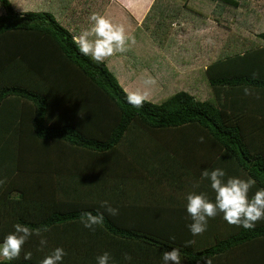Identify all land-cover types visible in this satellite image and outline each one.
<instances>
[{"label":"trees","instance_id":"1","mask_svg":"<svg viewBox=\"0 0 264 264\" xmlns=\"http://www.w3.org/2000/svg\"><path fill=\"white\" fill-rule=\"evenodd\" d=\"M0 6V244L17 223L49 229L42 251L33 235L0 264H41L58 247L67 253L60 264H97L105 252L109 264H164L172 249L181 264H264V220L248 230L220 213L193 236L186 211L191 192L214 200L205 170L255 179L250 197L264 189V32L206 66V100L177 91L134 108L106 64L82 55L50 13ZM104 201L119 214L85 228L81 214L103 212Z\"/></svg>","mask_w":264,"mask_h":264},{"label":"clouds","instance_id":"2","mask_svg":"<svg viewBox=\"0 0 264 264\" xmlns=\"http://www.w3.org/2000/svg\"><path fill=\"white\" fill-rule=\"evenodd\" d=\"M90 27L83 30L78 36L73 38L77 45L78 51L89 57L97 64L104 63L110 57L117 53H126L131 45L136 43L135 37L127 34L123 24L113 23L107 17L98 13H92L89 17ZM253 80L260 78L259 72L251 74ZM155 80L151 77L143 81L145 86L155 84ZM245 95H251L248 88L244 89ZM150 91L129 92L126 96L127 103L134 108H143L144 103L149 100ZM259 99V97H257ZM199 142H204V137L199 138ZM226 173L223 169L217 168L212 171L205 170L201 173V179L207 180L210 187L215 193L214 200H210L206 193L191 192L186 197V211L191 218L192 223L188 225L193 236L202 235L208 225L209 218H215L218 214H223V219L230 225L242 226L245 229H254L257 222L264 220V189L258 190L253 196H249L250 190L255 186V179L247 180L237 177H229L225 181ZM5 180H0V185ZM199 182L193 185L198 187ZM103 212L97 211L84 212L81 214L80 220L87 229L95 231L96 226L103 224L105 213L109 216L119 214L117 208H113L107 201L101 202ZM49 231L45 226L43 228L32 229L29 226L17 223L14 225V232L8 234L0 244V258L5 261H12L19 258L23 246L33 236L40 237L41 248L47 245V239L43 233ZM174 239V237L172 238ZM194 240L185 242V247L194 244ZM31 252L25 254V259L31 258ZM67 253L63 248L54 249L47 255L41 264H60L63 257ZM111 256L108 252L97 257V264H109ZM132 257L125 254L124 260L131 261ZM205 264H212L210 258H202ZM164 264H181V253L179 249H172L163 253Z\"/></svg>","mask_w":264,"mask_h":264},{"label":"crops","instance_id":"3","mask_svg":"<svg viewBox=\"0 0 264 264\" xmlns=\"http://www.w3.org/2000/svg\"><path fill=\"white\" fill-rule=\"evenodd\" d=\"M11 4L13 10L17 14H23L26 12H45L44 10L56 9L58 18L55 20L64 28H66L72 35L73 38L78 36L83 30L89 28L90 21L89 17L92 13H98L110 19L113 23L123 24L127 34L133 35L136 31L138 34L144 37L149 36V40L153 46L154 54L160 57L166 58V63L163 65H157L153 68L143 67L141 72L147 75V78L151 77L154 79L155 88L163 89L162 83L165 80L160 76L159 73L169 72L168 70H173L176 81L182 76H185V56H192V58L197 56L205 55V40L202 39L200 42L197 41L200 36L206 35L210 31L214 36H218L219 32L215 28L219 24L214 21H210L208 17L215 14V8L217 7V1H212V7L214 8V13L211 15H199L200 19L206 18L205 22H201L200 28L193 27L194 24L190 23V20L185 18V8L189 12L190 6L185 7V2L183 0H8ZM180 6V12L174 11L175 8ZM192 7V6H191ZM48 13V12H47ZM51 14V13H50ZM52 15V14H51ZM53 16V15H52ZM176 16V17H175ZM54 17V16H53ZM55 18V17H54ZM60 19V21H59ZM215 19V18H214ZM233 21V19H232ZM169 22V27L166 24ZM207 22H211L208 23ZM193 25V26H192ZM163 28V29H162ZM186 29V31H185ZM188 29H191L188 31ZM264 32V30L262 31ZM157 33V38L154 34ZM193 33V35H191ZM261 33V32H260ZM188 36L186 37V35ZM188 37H191L192 40ZM136 43L131 45L132 48L136 47V51L140 52L142 48L145 50L148 46H144V41L142 39H135ZM174 40L178 41L175 45L176 49L180 51L179 56L174 54L175 46L173 44ZM173 41V42H172ZM197 41V42H196ZM202 45V47H201ZM201 50V51H200ZM200 51V52H199ZM125 54V53H124ZM201 54V55H200ZM172 56L184 57L180 60L178 66L167 65V58ZM109 60V61H108ZM104 63L107 68L111 70H116V72L124 73V77L120 83H123L124 91L127 93L131 91L130 85L133 80L138 78L135 75L133 78H128L132 74V70L124 68L123 64L120 62L119 53L110 57ZM108 61V62H107ZM117 68H114V67ZM207 65L203 66V70ZM194 68V67H192ZM196 68V67H195ZM130 74L128 77L127 75ZM138 74V73H136ZM119 83V84H120ZM128 90V91H127ZM139 186V185H138ZM0 261H5L0 258Z\"/></svg>","mask_w":264,"mask_h":264},{"label":"rangeland","instance_id":"4","mask_svg":"<svg viewBox=\"0 0 264 264\" xmlns=\"http://www.w3.org/2000/svg\"><path fill=\"white\" fill-rule=\"evenodd\" d=\"M238 1L239 5L236 9L232 6L223 5L220 2L217 3L214 17L210 16L208 19L220 25V27L217 26L215 28V30L219 32L218 36H216L214 39V36L211 34L212 31L204 35V37L200 36L197 41L200 42L202 39L206 41L205 44H207L204 49L206 53L203 56H197L194 58H192L190 55L185 56V76H182L180 79H178V81L175 80L177 76L174 77L175 73L173 70H168L169 72L166 73H159L160 76L165 79L162 83L164 87L163 89L155 88L154 84L151 86H145L143 81L147 75L141 72V69L143 67L153 68L158 64L163 65L166 63V58L160 57L159 54L155 56L149 36H141L138 34V31H136L132 36H134L135 39L145 40L144 46H148V48L146 50L142 48L141 51L138 52L134 46V48L130 47L129 51H127L125 54L119 53L120 62L123 64L124 68L133 71L131 76L128 74L127 77L129 76L128 78H133L135 75L139 76L133 80L132 84L130 85L131 91H144L147 89L150 91L148 101L153 103H160L177 91H186L193 95L197 100L201 101L209 98L211 96L210 89L207 85L203 66L208 65L216 59L223 58L227 55L243 52L247 46L258 42L256 35L264 30V0ZM182 2L183 4L185 2V7L190 6L191 12L185 8V18L190 20L191 24H194V26L192 25L193 27L200 28L201 22H205L206 20L205 17V20H203L195 14L199 15L201 13V15L204 16L214 13V8H211L212 1L210 0H183ZM44 11L51 13L55 19L58 18L56 9ZM174 11L180 12V6L175 8ZM193 12L195 14H193ZM2 13L3 9L0 6V14ZM218 13L220 14L219 18L217 17ZM208 23L211 22H207V24ZM166 26L169 27V22L166 24ZM189 30L191 29H188V31ZM191 35H193V33ZM157 36L158 34L155 33L154 37L157 38ZM187 36L188 34L186 37ZM188 38L192 40L191 37ZM177 43L178 41L174 40V46ZM178 53H180V51L176 49L175 46L174 54L179 56ZM183 59L184 57H177L176 60V57L171 55L170 58H167V65L174 69L172 66L180 65L179 62ZM111 68L109 70L113 73L118 81H121L124 77V73L116 72V70H111ZM114 68L117 67L115 66ZM123 83H120V85L124 88Z\"/></svg>","mask_w":264,"mask_h":264}]
</instances>
